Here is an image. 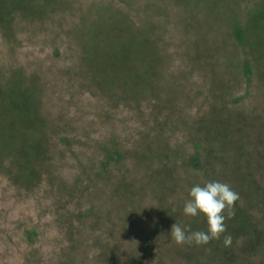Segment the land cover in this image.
<instances>
[{"label": "rangeland", "instance_id": "374dc122", "mask_svg": "<svg viewBox=\"0 0 264 264\" xmlns=\"http://www.w3.org/2000/svg\"><path fill=\"white\" fill-rule=\"evenodd\" d=\"M215 1L64 0L0 27V82L33 88L25 150L1 159L0 264H264V0ZM96 5L151 47L104 49L92 78L75 31ZM213 180L240 197L231 246L176 244L174 223L207 231L183 207Z\"/></svg>", "mask_w": 264, "mask_h": 264}, {"label": "trees", "instance_id": "16d2710c", "mask_svg": "<svg viewBox=\"0 0 264 264\" xmlns=\"http://www.w3.org/2000/svg\"><path fill=\"white\" fill-rule=\"evenodd\" d=\"M62 1L64 0H0V27L6 26V24L4 23L8 24L12 20V17L17 14H22L21 16L24 15L29 18L31 16V18H33L38 15H42L41 13L43 9L45 8H51V9L57 10L59 8H56V7H60L58 5H60ZM149 1H150L151 7L152 8L154 7L155 9L156 8L155 6L160 4L162 0H149ZM229 1L230 0H216L214 4H217L219 7H222V6L227 5ZM53 3L55 4V6H51ZM104 3L105 1L102 2V4ZM106 11L107 10H104V5H102L101 7L96 5V6H93L91 9H88L87 12L81 17L80 22L78 23V28L75 31V38H79V40L83 42V44L86 47L89 48V51L91 53H95L93 57H91V61H89V71L92 75V78H94V74L98 71L97 69H95L99 67L97 64V61H100L106 67H109V65L107 64L108 62L107 58H103V56L108 55L106 52H103L104 49L107 52H111L110 48L114 47L115 49L118 48L124 51L125 45L122 46L123 45L122 42L124 41H125L126 46L130 47V50H132V52H135V53L136 51L140 52L142 50L147 49L148 47H151V43H148L149 42L148 38H151V36L148 31L149 29L148 28L146 29L147 27L146 22H145L146 24H143V26H140V25L139 27L136 26L137 28H143V30L140 32L136 30L138 32L136 36H132V35L129 36V34H127L128 32L127 33H125V31L122 32V27L129 24V22L127 21V18H125L127 17L126 13L122 11L121 9H119V12H115L111 17H108L106 15ZM93 12H96V14H94L95 17L94 16L89 17V14ZM213 13L215 12L213 11L212 14ZM228 13L229 12H227L226 14L227 18L225 19L229 20L230 16ZM216 15L217 17L219 16L218 14ZM108 18L112 19L111 26H108V22H107ZM145 18L147 19L148 16H146ZM221 24H220V27H221ZM118 26H121V30L118 29ZM108 27L111 29H109ZM209 29L210 31H213V29H215V25L209 27ZM124 30H126V28ZM117 33L120 34V38L118 40L115 39L117 38ZM236 33L237 32H234V38H237ZM80 38L81 39L84 38L86 40L84 41V40H81ZM132 38H137V39L133 40ZM110 39L112 40V43H115L114 46L111 44L107 45L108 42L104 43V40L111 41ZM238 44L243 45L242 42ZM135 45H136V48H135ZM244 45L246 46L245 43ZM100 54L103 55L102 59H100V57L96 59V55L100 56ZM113 60L112 62L118 63V61H116L114 58ZM245 65L247 67V70H249L246 76H247V79L250 80L252 76L251 71H252L253 66L250 62H247V61L245 62ZM254 65H257V64L254 63ZM260 71L262 70H259V76H261L262 74V72ZM0 83H1L0 84V171H4L2 167L6 169V166L2 165L1 159L2 158L4 159L5 157H8V156L12 157V155H16V153L19 154L20 152H22L20 151V148L25 150L24 143L26 142L23 136L19 135L18 132H21V129H22V133L25 134V132L29 131L30 129L29 127H25V125L23 126L22 124L23 120L13 119L12 117L20 116L19 118H25L30 113H33V110H29V106H28L29 104L28 103L26 104L24 102V95L26 91L32 90L33 88L30 87L26 90L24 86H19L16 91V90H10L6 84H3L4 81ZM262 85H264V82H262ZM16 97L18 100L19 98L22 99L20 103H18V101L13 100L14 98L16 99ZM1 102L3 104H1ZM238 103H239V100L235 101L233 105H236ZM262 109H264V107H262ZM7 113H9L10 115L5 116L7 115ZM241 126H239L238 128H240ZM31 145H33L34 149H36V147L39 148L40 142L38 143L34 142V144H31ZM197 147L202 148V142H198ZM14 159H16V157L13 158V160ZM14 163H16V161ZM32 170L34 169L30 168L29 172L30 173L33 172ZM11 173H14V172H11ZM32 176L27 175V178L31 180ZM20 178H21L20 175H18L17 179H20Z\"/></svg>", "mask_w": 264, "mask_h": 264}, {"label": "clouds", "instance_id": "9594fccd", "mask_svg": "<svg viewBox=\"0 0 264 264\" xmlns=\"http://www.w3.org/2000/svg\"><path fill=\"white\" fill-rule=\"evenodd\" d=\"M239 194L231 186L221 181H208L203 186L197 184L189 191V199L183 207V214L195 217L203 214L207 220V231H193L190 225L181 226L174 223L171 226V239L178 245H206L212 240H220L223 235V245L232 244V236L224 235L227 231L226 219L235 216V203Z\"/></svg>", "mask_w": 264, "mask_h": 264}]
</instances>
